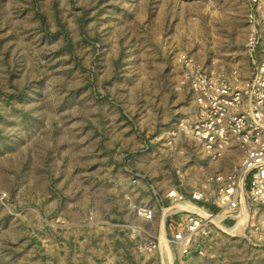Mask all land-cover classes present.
Masks as SVG:
<instances>
[{"label":"rangeland","instance_id":"374dc122","mask_svg":"<svg viewBox=\"0 0 264 264\" xmlns=\"http://www.w3.org/2000/svg\"><path fill=\"white\" fill-rule=\"evenodd\" d=\"M254 30L264 58V0H0V264L172 261L165 236L178 215L161 236L157 211L147 232L156 248L142 251L145 237L129 238L125 225H145L124 195L155 201L172 185L184 190L178 170L201 180L238 160L232 151L208 164L184 140L172 157L164 143L176 122L194 119L181 82L188 59L247 76ZM126 169L143 175L132 190ZM222 230L203 264H264Z\"/></svg>","mask_w":264,"mask_h":264},{"label":"built area","instance_id":"2783aa9c","mask_svg":"<svg viewBox=\"0 0 264 264\" xmlns=\"http://www.w3.org/2000/svg\"><path fill=\"white\" fill-rule=\"evenodd\" d=\"M253 17L250 16L255 21ZM260 37L254 30L245 43L250 65L247 76L240 69L220 63L218 66L215 61L200 66L188 59L189 67L181 82L189 85L194 119L176 122L166 133L164 146L176 157L184 153L178 150L177 140L190 142L211 165L222 164L231 157L232 151H238V160L210 170L201 180L185 181L189 173L195 177L194 173L190 168L178 170L184 190L172 185L163 195L157 194L155 201L139 198V193L130 190L125 193L127 208L145 225H125L129 238L145 237L146 241L140 244L142 251L156 248L158 239L147 232L157 211L161 214L166 211L164 220L170 222L178 215V227L165 239L183 259L192 254L206 257V244L213 238V232L217 228L222 230L221 227L231 229L242 210L247 214L242 233L235 235L222 230L225 241L241 237L252 247L264 250V58L255 52ZM196 66L198 69H194ZM126 171L132 189L143 175H134L130 169ZM225 220H232V224L224 226Z\"/></svg>","mask_w":264,"mask_h":264},{"label":"crops","instance_id":"0c3cea01","mask_svg":"<svg viewBox=\"0 0 264 264\" xmlns=\"http://www.w3.org/2000/svg\"><path fill=\"white\" fill-rule=\"evenodd\" d=\"M121 177V175H118V173L115 175V178L119 179ZM118 183V182H117ZM116 183V184H117ZM117 195V196H116ZM116 197L114 199V201L117 202V204H123V202L120 201L119 199V193H116ZM125 203V202H124ZM157 219V218H156ZM128 221V220H127ZM158 229H156L157 231ZM235 240H238V241H241V242H244L242 244H244V246H247L249 247V243L246 242L243 238L241 239H235ZM229 243H234V239L233 240H227ZM161 247V246H160ZM174 248V247H173ZM255 248V247H254ZM175 249V248H174ZM176 250V249H175ZM255 252L257 253H260L259 255H256L255 256V259L257 261H263L264 262V250H260V249H256ZM160 254V253H159ZM162 256V255H161ZM166 258H168L167 256H165ZM171 259V258H169ZM158 264H160L158 261H157ZM191 263H194V264H203V260L202 258H198L196 257L195 255H190V256H187V257H184L183 259H180L179 256H178V253L176 252V256L173 257L172 261L170 260V262H168L167 264H191Z\"/></svg>","mask_w":264,"mask_h":264},{"label":"bare ground","instance_id":"6f19581e","mask_svg":"<svg viewBox=\"0 0 264 264\" xmlns=\"http://www.w3.org/2000/svg\"><path fill=\"white\" fill-rule=\"evenodd\" d=\"M193 60V59H192ZM237 69V68H236ZM190 93V92H189ZM234 152V151H233ZM131 186V185H130ZM129 188V187H128ZM132 190V189H131ZM133 191H135V190H133ZM135 194V193H134ZM165 212V211H164ZM156 217V216H155ZM159 217H162L163 218V216H162V214H160V216ZM245 218H246V214H245V212L242 210L240 213H239V219H238V221H237V223L231 228V229H227V232H229V233H235V235H238L239 233H241V230L243 229V227H242V225H243V222H244V220H245ZM163 221H164V218L163 219H161V232H160V234H161V236H162V233H163V230H164V226H163ZM227 222H228V220H227ZM165 223V222H164ZM240 235V234H239ZM160 238H162V237H160ZM161 241H163V239H161ZM197 257V256H196ZM199 258V257H198ZM220 263V262H219Z\"/></svg>","mask_w":264,"mask_h":264}]
</instances>
